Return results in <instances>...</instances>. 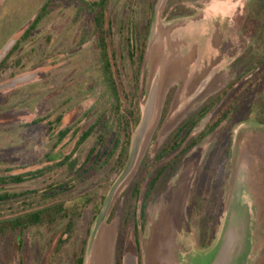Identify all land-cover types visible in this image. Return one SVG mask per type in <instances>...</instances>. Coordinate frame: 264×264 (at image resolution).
<instances>
[{
  "label": "rangeland",
  "instance_id": "374dc122",
  "mask_svg": "<svg viewBox=\"0 0 264 264\" xmlns=\"http://www.w3.org/2000/svg\"><path fill=\"white\" fill-rule=\"evenodd\" d=\"M46 2L0 0V61ZM46 12L0 74V177L52 169L1 186L0 194L10 199L0 203V218L42 204L84 208L68 234L59 219L27 229L20 246L16 234L0 237V264H72L81 251L83 264H136L133 223L123 219L136 206L131 190L143 175L142 161L148 156L151 162L175 127L230 84L235 87L195 134L217 110L234 103L236 109L151 192L138 232L139 254L142 264H264V0H110L112 49L125 91L131 82L122 51L125 24L149 29L139 124L119 172L109 165L94 173L92 159L87 163L99 128L73 150L81 133L109 109L98 83L90 20L77 0H55ZM64 128L76 137L57 142ZM70 155L78 171L55 167ZM60 238L66 241L54 252Z\"/></svg>",
  "mask_w": 264,
  "mask_h": 264
},
{
  "label": "trees",
  "instance_id": "16d2710c",
  "mask_svg": "<svg viewBox=\"0 0 264 264\" xmlns=\"http://www.w3.org/2000/svg\"><path fill=\"white\" fill-rule=\"evenodd\" d=\"M55 0H47L41 7L39 13L22 34L18 41L12 46L6 57L0 62V74L6 70L9 58L17 51L21 43L25 42L29 35L36 29L47 9ZM80 8L88 16L90 20V35L93 39L94 47L97 52V70L98 83L102 88L103 96L106 98L108 104L107 113H101L97 116L94 123L77 138L74 151H76L91 135L99 128V133L94 146L90 149L87 156V163L92 159V165L95 167L92 171H98L112 165L115 172H119L124 168L128 159V150L130 147L131 134L139 124V109H138V93H139V75L140 68L143 62L144 50L146 46V39L148 36V26L138 27L131 21L125 24L124 47L126 52V59L131 69V82L129 90L121 89L118 81L117 71V56L112 49L113 31L111 20L107 17V11L110 0H77ZM234 84L228 85L222 91L207 98V100L192 114H190L184 121H182L175 129L167 136L166 140L154 154L152 161L148 160V156L141 163V170L143 175L133 184L131 190V197L134 199L136 206L133 207L132 217L124 216V221L128 223L131 219L133 223V240L135 247L136 264L141 263L139 254L140 239L139 231H141L145 224V208L148 198L160 180L167 173V170H174L176 165L182 160L184 155L192 148L202 143L209 135L216 131L222 123L228 118L230 112L236 109L234 103L228 111L217 110L212 119L195 134L196 129L210 115L221 103L226 96L234 88ZM235 96L231 98V102ZM169 106V99L165 101L163 108V116L166 114ZM107 116V117H106ZM60 121V116L56 119ZM71 139L76 137L75 132H71L70 128H64L56 134L57 142L63 141L68 135ZM73 153V152H72ZM164 160L170 162L165 163L160 168ZM173 161V163H172ZM172 164V168L169 167ZM56 168L65 167L67 172L78 171L75 160H71V155L66 156L62 161L55 165ZM155 168V169H154ZM46 168L34 172H28L23 175L0 177V187L7 184H20L28 180H33L42 177L48 170ZM88 168L81 171V174H86ZM154 169V170H153ZM90 175V174H89ZM145 192L138 208L137 201L140 194V189L147 182ZM61 185L57 189H63ZM54 188L53 191L57 190ZM48 193L43 197L48 198ZM10 199V195L0 194V203H5ZM101 205V204H100ZM99 205V206H100ZM84 204L75 203L73 206H65L64 203L42 204L40 206L31 207V209L21 210L18 214L0 218V237H7L9 235H17V246H20V239L23 233L36 226L44 224H53L57 220L65 221V233L68 234L73 230L76 220L81 217ZM94 219L101 208L94 207ZM138 215V220H137ZM137 220V221H136ZM66 238L58 239L54 252L60 250L65 243ZM83 252L74 256L72 264H83ZM116 264H120L119 261Z\"/></svg>",
  "mask_w": 264,
  "mask_h": 264
},
{
  "label": "water",
  "instance_id": "95a60500",
  "mask_svg": "<svg viewBox=\"0 0 264 264\" xmlns=\"http://www.w3.org/2000/svg\"><path fill=\"white\" fill-rule=\"evenodd\" d=\"M1 61H2V60H1ZM1 61H0V62H1Z\"/></svg>",
  "mask_w": 264,
  "mask_h": 264
}]
</instances>
